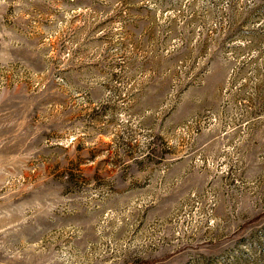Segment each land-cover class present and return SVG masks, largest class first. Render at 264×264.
Segmentation results:
<instances>
[{
  "label": "rangeland",
  "instance_id": "obj_1",
  "mask_svg": "<svg viewBox=\"0 0 264 264\" xmlns=\"http://www.w3.org/2000/svg\"><path fill=\"white\" fill-rule=\"evenodd\" d=\"M0 264H264V0H0Z\"/></svg>",
  "mask_w": 264,
  "mask_h": 264
}]
</instances>
